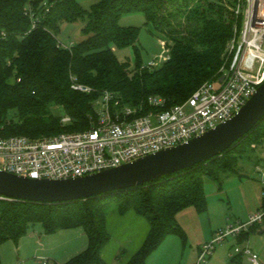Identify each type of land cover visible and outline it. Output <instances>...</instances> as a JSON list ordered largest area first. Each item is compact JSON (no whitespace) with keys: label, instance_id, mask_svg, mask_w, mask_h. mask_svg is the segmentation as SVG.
<instances>
[{"label":"trees","instance_id":"1","mask_svg":"<svg viewBox=\"0 0 264 264\" xmlns=\"http://www.w3.org/2000/svg\"><path fill=\"white\" fill-rule=\"evenodd\" d=\"M236 1L95 0L86 9L78 0H0V137L36 139L85 130L93 102L104 91L129 105L152 96L164 98L166 108L182 104L218 76L238 22L232 11ZM135 12L164 39L169 58L159 68H141L140 29L118 23ZM79 19L85 20V39L61 47L56 38L60 25ZM126 47L134 48V67L115 55V49ZM52 107L61 108L71 122L62 125ZM262 143L264 118L221 154L138 187L59 204L0 198V246L17 245L36 224L45 234L80 229L87 245L64 264H105L102 250L111 239L106 213L114 206L118 215L134 212L148 224L141 246L117 264H147L166 235H182L176 223L180 211H206L205 182L220 189L223 177L239 175L238 160ZM259 210H264V198ZM251 231L264 232V222L251 225L236 241L244 242ZM240 257L233 259L239 264Z\"/></svg>","mask_w":264,"mask_h":264},{"label":"built area","instance_id":"2","mask_svg":"<svg viewBox=\"0 0 264 264\" xmlns=\"http://www.w3.org/2000/svg\"><path fill=\"white\" fill-rule=\"evenodd\" d=\"M232 11L238 22L218 76L202 83L185 102L166 108L164 98L152 96L129 105L104 91L93 102L94 114L85 130L36 139L0 137V170L30 179L75 178L184 143L230 119L264 82V0H237ZM160 66L153 61L146 67ZM72 88L90 91L78 85ZM70 122L68 115L61 116L62 125ZM262 222L264 210H259L246 223L217 232L199 249L195 264H206L215 243L236 238ZM229 256H245L259 264L257 253L247 246L234 247Z\"/></svg>","mask_w":264,"mask_h":264},{"label":"rangeland","instance_id":"3","mask_svg":"<svg viewBox=\"0 0 264 264\" xmlns=\"http://www.w3.org/2000/svg\"><path fill=\"white\" fill-rule=\"evenodd\" d=\"M94 1L78 0L86 9ZM118 23L123 27L134 26L140 29L137 48L141 66L146 67L153 61L157 64L163 63L167 55L164 39L151 31L152 27L145 24V18L141 13L124 14ZM84 25L85 20L82 19L62 23L56 36L61 47L69 48L85 39L82 33ZM114 52L119 61L128 62L134 67L133 47L115 49ZM51 111L58 116H64L59 107H52ZM256 161L260 171L255 169ZM236 167L239 175L223 177L220 189L211 181L205 182L206 211L198 213L194 207L180 211L176 215V223L182 235L174 233L166 235L148 257L147 264H195L199 249L210 243L217 232L229 226L246 223L249 217L257 212L264 198V177H262L264 143L240 158ZM106 223L111 239L102 250L104 263L125 262L141 246L148 224L144 218L134 212L118 215L114 206L106 213ZM80 231V229H68L45 234L41 225L36 224L30 228L18 245L8 241L0 246V264H64L83 251L87 245L85 235L83 239L77 236ZM260 238H264V232L251 231L247 240L242 243L228 236L214 244V250L207 257L206 264H238L229 256L233 248L236 246L253 248V244ZM257 255L259 264H264V253ZM238 260L239 264H252L245 256H241Z\"/></svg>","mask_w":264,"mask_h":264},{"label":"water","instance_id":"4","mask_svg":"<svg viewBox=\"0 0 264 264\" xmlns=\"http://www.w3.org/2000/svg\"><path fill=\"white\" fill-rule=\"evenodd\" d=\"M223 77H220L222 81ZM264 118V82L228 120L188 141L131 162L67 179H30L0 170V198L38 204L74 202L141 186L229 149Z\"/></svg>","mask_w":264,"mask_h":264},{"label":"crops","instance_id":"5","mask_svg":"<svg viewBox=\"0 0 264 264\" xmlns=\"http://www.w3.org/2000/svg\"><path fill=\"white\" fill-rule=\"evenodd\" d=\"M257 168H259V165H258V161H256V163H255V169H257ZM78 230V229H77ZM62 231H64V230H62ZM59 232V231H58ZM30 235V234H29ZM77 236H79L80 238H84V233L82 232V231H80V232H78V235ZM22 239V238H21ZM20 239V240H21ZM86 241H87V239H86ZM19 243V242H18ZM18 245V244H17ZM248 247V246H247ZM250 248V247H249ZM250 249H252L255 253H257V254H261L262 255V253H264V238H260L257 242H255L254 244H253V248H250ZM48 261V260H47Z\"/></svg>","mask_w":264,"mask_h":264}]
</instances>
